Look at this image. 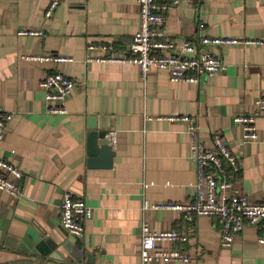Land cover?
Instances as JSON below:
<instances>
[{"label":"crops","instance_id":"1","mask_svg":"<svg viewBox=\"0 0 264 264\" xmlns=\"http://www.w3.org/2000/svg\"><path fill=\"white\" fill-rule=\"evenodd\" d=\"M0 0V112L11 115L0 158L22 173V195L0 190V264H145L141 229L178 230L185 264H264L262 231L248 226L230 248L222 246L223 222L202 216L187 221L182 212L144 209V202L190 203L196 198L197 163L191 153L192 118L203 141L221 133L239 155L233 180L237 193L264 203V119L260 140L243 143L237 115L254 111L264 96V46L210 48L226 65L197 84L172 82L165 71L143 79L135 64L91 60L127 51L140 27L136 0ZM167 10L162 30L176 44L202 35L264 39V0H157ZM203 26V27H202ZM21 29L44 36H20ZM90 43L113 50L89 49ZM66 56L69 62L31 57ZM61 71L75 85L65 100L67 114H51L40 82ZM176 118V119H171ZM116 132L111 168L88 166L91 133ZM99 144L108 143L106 138ZM0 172L5 173L0 168ZM19 182L18 179L13 178ZM65 192L83 199L93 216L76 240L61 225ZM147 264H184L155 261Z\"/></svg>","mask_w":264,"mask_h":264},{"label":"built area","instance_id":"2","mask_svg":"<svg viewBox=\"0 0 264 264\" xmlns=\"http://www.w3.org/2000/svg\"><path fill=\"white\" fill-rule=\"evenodd\" d=\"M136 1L140 10V27L127 51L122 55L110 54L90 58L91 60L135 64L139 67L143 79H146L152 71L159 70L167 72L172 82L197 84L202 77H211L226 69V65L210 48L237 44L264 46V39L202 35L195 42L186 40L177 50L176 44L161 29L165 17L159 11L167 10L168 5L161 7L157 4V0ZM59 3V0H53L49 4L45 12L46 18L53 16ZM18 34L38 37L44 36L45 32L44 30L21 29ZM88 48L113 50L111 44L90 43ZM30 59L57 63L72 61L70 57L57 55H43ZM74 85L75 82L61 71L48 74L40 82V87L46 92V100L55 103L48 108V113L67 114L65 100ZM10 119V114L0 112V144L5 138ZM181 119L189 124L191 153L197 163L196 198L184 204L177 202L152 204L145 201L144 209L182 212L189 222L202 216L219 218L223 222L221 243L226 248L232 247L245 228L252 226L262 231L258 242L264 245V203L254 202L246 194L237 193L232 183L240 171L239 155L221 133H215L212 136V146H208L203 141L199 125L187 116ZM259 119H264V96L256 100L253 112L235 117V122L242 126L243 143H256L260 140L257 126ZM116 135L115 131L107 134L108 144L116 143ZM0 168L5 171V173L0 172V190L19 198L22 195V182H20L23 178L22 171L1 158ZM13 178L18 179L19 182L14 181ZM60 213L62 227L72 238L82 239L85 236L86 223L93 216L92 208L85 200L75 198L70 192H65ZM187 240L188 236L178 230L158 232L144 224L141 229V260L145 264L155 261L189 263L190 257L179 249L164 250L160 247L163 242L182 243Z\"/></svg>","mask_w":264,"mask_h":264},{"label":"water","instance_id":"3","mask_svg":"<svg viewBox=\"0 0 264 264\" xmlns=\"http://www.w3.org/2000/svg\"><path fill=\"white\" fill-rule=\"evenodd\" d=\"M106 133H91L88 142V166L90 168H111L116 155L113 146L108 143L99 144V139L105 138Z\"/></svg>","mask_w":264,"mask_h":264}]
</instances>
